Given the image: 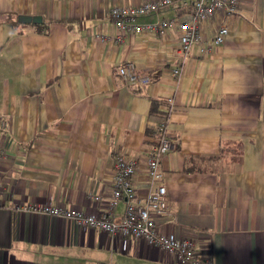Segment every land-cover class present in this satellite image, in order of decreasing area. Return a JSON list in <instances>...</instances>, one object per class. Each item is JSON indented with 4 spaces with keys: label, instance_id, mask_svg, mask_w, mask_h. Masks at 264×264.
Masks as SVG:
<instances>
[{
    "label": "crops",
    "instance_id": "0c3cea01",
    "mask_svg": "<svg viewBox=\"0 0 264 264\" xmlns=\"http://www.w3.org/2000/svg\"><path fill=\"white\" fill-rule=\"evenodd\" d=\"M143 1L0 0V264H182L141 238L30 208H106L119 153L137 159L130 182L144 196L142 159L166 98L174 145L159 162L169 200L160 231L189 238L211 264H264V0H239L225 41L206 54L196 44L179 54L173 28L108 39L109 7ZM187 10L172 5L134 22ZM219 18L205 22L204 36ZM126 61L151 81L124 84L116 70ZM124 207L117 201L113 214Z\"/></svg>",
    "mask_w": 264,
    "mask_h": 264
},
{
    "label": "built area",
    "instance_id": "2783aa9c",
    "mask_svg": "<svg viewBox=\"0 0 264 264\" xmlns=\"http://www.w3.org/2000/svg\"><path fill=\"white\" fill-rule=\"evenodd\" d=\"M239 0H144L135 6L114 4L108 9V15L116 27V32L107 37L118 43L124 30L142 32H163L169 28L176 29L178 43L176 50L179 54L187 53L193 45L206 54L211 46H218L225 41L228 26L225 23L226 17L238 13ZM188 6L190 10L177 17L156 18L154 22L147 21L140 24L134 22L138 16L157 14V12L168 6ZM219 18V23L212 29L209 35L203 34L205 22ZM117 74L122 77L123 83L140 82L145 84L151 81L147 75H142L135 70V65L129 61L119 66ZM171 75L178 79L181 74L179 67L171 68ZM173 105L171 98H166L162 106L164 114L158 117L154 123L153 141L147 145L145 156L142 159L145 176L147 178L148 192L144 196H136L131 186L132 175L139 167L137 159L126 155L117 154L112 159L113 169L111 173V195L106 208L99 212L84 213L77 208L66 207L63 204H32L30 208L35 214H47V216H58L60 218L73 219L80 226L86 228H98L113 235L114 233L126 236L132 235L141 238L148 245H153L160 250H166L173 254L175 262L186 264H211L207 257H199L193 247L192 240L182 236H175L171 231H160L156 223L158 217H163L169 212L168 188L159 170L160 157L171 151L173 141L167 134L166 121L169 117L170 107ZM5 119L0 118V130L4 129ZM3 146L0 145V161L3 158ZM1 173V171H0ZM96 200L99 195H92ZM123 201L125 207L122 215L117 217L113 214V206L117 201Z\"/></svg>",
    "mask_w": 264,
    "mask_h": 264
},
{
    "label": "water",
    "instance_id": "95a60500",
    "mask_svg": "<svg viewBox=\"0 0 264 264\" xmlns=\"http://www.w3.org/2000/svg\"><path fill=\"white\" fill-rule=\"evenodd\" d=\"M17 19L21 20V21H37L40 20L41 18L39 17V15H30L28 16L27 14H17Z\"/></svg>",
    "mask_w": 264,
    "mask_h": 264
}]
</instances>
